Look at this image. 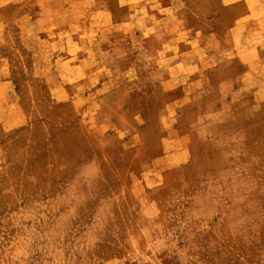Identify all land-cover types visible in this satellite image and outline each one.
Returning <instances> with one entry per match:
<instances>
[{
  "label": "rangeland",
  "instance_id": "obj_1",
  "mask_svg": "<svg viewBox=\"0 0 264 264\" xmlns=\"http://www.w3.org/2000/svg\"><path fill=\"white\" fill-rule=\"evenodd\" d=\"M0 264H264V0H0Z\"/></svg>",
  "mask_w": 264,
  "mask_h": 264
},
{
  "label": "crops",
  "instance_id": "obj_2",
  "mask_svg": "<svg viewBox=\"0 0 264 264\" xmlns=\"http://www.w3.org/2000/svg\"><path fill=\"white\" fill-rule=\"evenodd\" d=\"M235 29H236V26H234L233 28H232V31H235ZM205 37H207L208 38V36L206 35Z\"/></svg>",
  "mask_w": 264,
  "mask_h": 264
}]
</instances>
